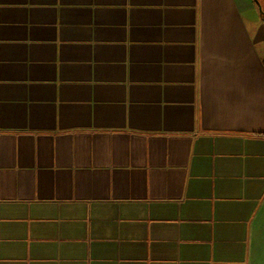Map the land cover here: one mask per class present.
<instances>
[{"label":"crops","instance_id":"1","mask_svg":"<svg viewBox=\"0 0 264 264\" xmlns=\"http://www.w3.org/2000/svg\"><path fill=\"white\" fill-rule=\"evenodd\" d=\"M0 264H264L255 0H0Z\"/></svg>","mask_w":264,"mask_h":264},{"label":"water","instance_id":"2","mask_svg":"<svg viewBox=\"0 0 264 264\" xmlns=\"http://www.w3.org/2000/svg\"><path fill=\"white\" fill-rule=\"evenodd\" d=\"M255 1H256V2H257V4L259 5L260 11L263 13V16H264V12H263V10H262V7H261V5H260L259 1H258V0H255Z\"/></svg>","mask_w":264,"mask_h":264}]
</instances>
